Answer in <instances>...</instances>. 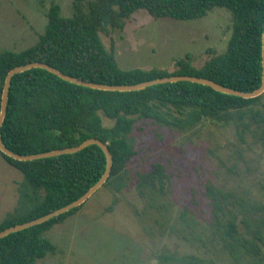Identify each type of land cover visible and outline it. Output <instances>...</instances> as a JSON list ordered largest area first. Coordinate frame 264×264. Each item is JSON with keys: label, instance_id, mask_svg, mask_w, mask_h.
Returning <instances> with one entry per match:
<instances>
[{"label": "trees", "instance_id": "16d2710c", "mask_svg": "<svg viewBox=\"0 0 264 264\" xmlns=\"http://www.w3.org/2000/svg\"><path fill=\"white\" fill-rule=\"evenodd\" d=\"M45 0H40L43 3ZM215 6L232 14V34L226 51L215 52L201 66L193 63L194 55L174 60L175 69L122 68L114 43L108 49L101 32L123 30L132 14L147 10L154 18L171 16L188 20L205 16ZM72 15L62 13L52 1L48 22L38 40L21 50H0V109L5 77L10 69L31 61H43L61 71L89 81L107 84H132L168 75H197L242 91L259 88L263 81L262 36L264 0H73ZM261 95L242 97L218 91L209 85L174 81L151 85L139 90L113 91L91 88L62 79L53 72L35 67L16 73L12 78L8 110L2 125V139L13 151L38 153L75 146L88 138L106 142L113 155L111 174L102 185L117 192L129 179L128 164L136 155L133 132L139 120H152L180 131L191 130L206 121L249 126L246 117L264 119L255 109L262 104ZM105 119L111 121L106 124ZM3 157L23 173L19 182L18 204L0 221V231L29 221L60 208L92 187L104 174L107 158L97 144L73 153L34 160H18L0 150ZM139 192L161 193L170 175L167 166L155 163L138 174ZM216 222L235 250L244 249L254 259L249 264H264L261 236H239L236 213L225 214L223 203L230 192L208 184ZM86 202V201H85ZM74 207L40 224L12 232L0 238V264H40L39 259L60 251L46 233L64 222L85 204ZM264 213V205H262ZM264 229V214L257 221ZM181 264H208L196 254L182 256Z\"/></svg>", "mask_w": 264, "mask_h": 264}, {"label": "rangeland", "instance_id": "374dc122", "mask_svg": "<svg viewBox=\"0 0 264 264\" xmlns=\"http://www.w3.org/2000/svg\"><path fill=\"white\" fill-rule=\"evenodd\" d=\"M72 15L73 0H0V50L24 49L44 32L51 2ZM232 14L215 6L205 16L182 20L154 18L147 10L132 14L123 30L101 32L108 49L114 43L122 68L175 69L174 60L190 53L201 66L212 53L226 51ZM264 114L262 104L255 107ZM249 126L206 121L180 131L152 120H139L133 132L136 155L128 164L129 179L119 192L101 186L84 206L47 233L60 247L40 264H181L196 254L208 264H249L244 249L237 258L216 222L206 192L214 184L231 196L219 213L222 222L236 213L239 236L254 239L264 255V229L258 219L264 205V119L245 118ZM106 124L111 121L105 119ZM161 162L170 175L161 193L139 192L138 174ZM23 173L0 152V221L18 204ZM233 244V242L229 241Z\"/></svg>", "mask_w": 264, "mask_h": 264}, {"label": "water", "instance_id": "95a60500", "mask_svg": "<svg viewBox=\"0 0 264 264\" xmlns=\"http://www.w3.org/2000/svg\"><path fill=\"white\" fill-rule=\"evenodd\" d=\"M262 42H263V48H262V56H263V81L262 84L259 88L252 90V91H242L239 89H235L226 85H223L221 83H218L214 80L197 76V75H182V74H176V75H168L152 80H147L139 83H132V84H107V83H99V82H94V81H89L86 79H81L79 77L67 74L57 67H54L48 63H45L43 61H31L28 63H25L23 65H18L10 69L5 77V82L2 90V100H1V109H0V150L15 158L18 160H34L38 158H44V157H49V156H55L59 154H64V153H73L77 152L88 145L91 144H97L99 145L103 151L106 154L107 158V164H106V170L102 177L92 186L90 187L82 196L77 198L76 200L60 207L55 210L50 211L49 213L36 217L34 219H31L29 221H25L22 223L15 224L13 226H10L6 229H3L0 231V238L15 232L19 231L25 228H28L33 225L40 224L44 221H47L55 216H58L74 207H77L81 205L83 202H85L94 192H96L108 179V177L111 174L112 170V165H113V155L112 152L106 142H104L102 139L97 138V137H91L83 141L79 145L75 146H68V147H63V148H57V149H52L48 151H43V152H38V153H29V154H23V153H18L13 150H11L3 141L2 139V125L5 119V116L7 114L8 110V99H9V92H10V87L12 84V78L16 73L23 72L27 69L30 68H35V67H41L45 68L54 74L58 75L62 79H65L67 81L91 87V88H96V89H103V90H113V91H131V90H139L143 89L145 87L155 85V84H160V83H165V82H174V81H191V82H196V83H201L205 85H209L212 88L229 93V94H234V95H239L242 97H256L258 95H261L264 92V31H263V36H262Z\"/></svg>", "mask_w": 264, "mask_h": 264}]
</instances>
